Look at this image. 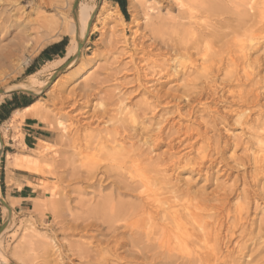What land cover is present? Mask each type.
Instances as JSON below:
<instances>
[{
	"label": "rangeland",
	"instance_id": "1",
	"mask_svg": "<svg viewBox=\"0 0 264 264\" xmlns=\"http://www.w3.org/2000/svg\"><path fill=\"white\" fill-rule=\"evenodd\" d=\"M86 1L96 5L97 13L93 16V24L98 21L97 28L91 29L86 36L81 53L74 63L59 70L53 66L59 57L47 60L40 58V54L47 47L66 39L65 54L69 42L74 38L69 29H64L74 21L75 0H32L31 6L14 0H0V12L5 11L8 18L7 21H0V90L26 84L29 75L47 66L48 70L39 76V80L48 82V85L39 93L35 89L34 95L14 90L6 93L4 100L14 92L20 95L21 102H32L34 106L31 111L42 115L38 119L51 131L49 142L41 141L43 143L39 142L31 149L21 143L22 137L17 129L14 130L16 134L12 146H8L6 139L3 140L5 146L2 144L3 155L0 156L3 164L34 174L37 181L30 185L38 193V198L32 200L31 204L22 206L2 195L5 202L11 205V217L0 204V227L9 220L6 232L0 237V250L10 264H141L134 259V253L127 252L129 248L123 246L125 244L121 238H128V233L124 236L120 233L117 246L106 225L102 224V219L89 214L105 197L113 196L125 205L138 202V192L133 191L130 186L123 187L124 182H129L125 169L127 166L117 164L118 162L110 165L102 163L96 168L94 177L87 179L79 150L84 151L90 141L91 146L94 142L93 150L107 146L109 143L100 142L109 137L107 132L116 128L110 118H127L131 113L139 115L146 103L156 108L151 113L144 112L145 116L142 113L145 124L150 121L153 125L154 133L158 128L157 124L166 129L173 125L174 129L181 130V138L186 129L190 132L195 129L205 132L206 125L202 122L212 126L209 123L210 117L206 116V112H201V105L186 102L181 89L186 80L175 72L178 69L175 63L169 60L165 62L171 71L164 77L158 78L159 76L148 73L150 68L163 63V42L170 40V37L171 40L179 37L176 33L178 31L171 32L173 22L180 19L176 0H137L135 11L128 1L127 19L119 15L117 6L108 0ZM140 3H145V7L140 8ZM101 6H105L107 13H111L109 20L104 18V14H99ZM199 11L195 10L192 22H209L216 29L209 28L216 31V34L212 32L215 34L212 36L221 31L231 33L230 29L233 30L232 26L239 20L236 15L230 17L232 14L229 13L218 18ZM76 12L77 9L75 14ZM208 17L209 20H206ZM260 25L262 26L255 19H246L244 25L248 31L252 29L259 35V40L252 44L253 49L248 51L249 71L255 74L254 81H259L258 90L261 94L258 107L251 109L248 118H251L250 121L243 126L238 125L235 123L237 114H232L226 129L218 125L216 132L208 129L206 136L219 138L222 143L228 144V148L219 155L221 157L213 163L212 169L209 167L210 163H207L203 166V172L197 173V170L194 172L191 168L184 167L183 160L179 166L167 170L165 174L170 184L181 190L209 194L216 185H224L236 191L229 206L233 210L237 205L243 204L246 209L241 216L242 227L235 232L228 250L234 251L236 255L238 248L235 242L249 246L246 252H242V264H264V173L254 175L255 165L251 159L259 148L264 149V140H257L261 135L264 136V32ZM61 26L64 29L61 30ZM232 36L230 34L227 39H232ZM153 41L155 45L149 48V43ZM215 46L218 48L217 44ZM9 53L13 54L10 56ZM57 71L59 73L51 83L50 75ZM228 88L221 90V94L219 92V99H202L201 103L206 107L210 106L212 111L226 113L232 102L228 91L238 89L233 85ZM242 89L248 91L250 86L245 85ZM156 98L161 101L157 103ZM191 105L197 111L193 117L188 116ZM233 105L232 109L239 106ZM13 125L14 123L10 126ZM4 130L1 126V135L5 138ZM140 131L137 130L136 133ZM119 135L116 138L126 149L130 150L134 143L137 147L141 146L138 139H127L126 136L123 141ZM204 141H196L194 136L177 150V156L187 157L188 160L199 157L200 148L206 143ZM108 146L111 147L110 144ZM140 150L143 158L155 161L167 150V144L157 148L149 144ZM234 159H242L243 166L236 164ZM220 160L222 163L219 164ZM112 174H119L122 179L117 183L110 176ZM233 214L229 216L228 225L235 219ZM242 232L245 233V239L241 238ZM246 233H251V238L254 237L252 241L247 238Z\"/></svg>",
	"mask_w": 264,
	"mask_h": 264
},
{
	"label": "bare ground",
	"instance_id": "2",
	"mask_svg": "<svg viewBox=\"0 0 264 264\" xmlns=\"http://www.w3.org/2000/svg\"><path fill=\"white\" fill-rule=\"evenodd\" d=\"M14 1L22 4L27 3L30 6L33 5L32 0ZM128 1L131 9L135 11L137 8V0ZM176 1L180 19L179 21L173 22L171 32L178 31L176 33L179 34V37L176 40H171L170 37V40L168 39L166 42H163L165 53L163 55V63L160 62L163 65L160 64L159 66L156 65V67L150 68L148 73L151 76H159L158 78L164 77V75H168L170 70L168 69L169 67H166L165 62L169 60L175 63L174 65L179 69V71L177 69L175 72H178L181 77H185L186 80V84L184 85V82V87L181 88L183 89L182 93L185 96L186 102L201 105L203 107L201 112H206V116L210 117V122H208L212 126H208L207 122H202L205 123L204 126L206 125L205 132L199 129L191 130L190 132L186 129L182 134L184 137L181 138V130L178 128L174 129L173 125H170L166 129V127L157 124L158 128L156 133H154L153 125L150 121L149 124H145V118L143 117V115L145 116L144 112L148 111L151 113L156 109L155 106L149 103L145 104V109L142 112L143 115L142 113L139 115L131 113L127 118L111 117V122L116 125V128H113V131L107 132V135H109L107 139H104L102 142H100L101 140L99 141L102 144L109 143L111 147L108 144L105 147L102 146L101 148L93 150L95 149L93 146L94 142L92 147L90 140L93 141V139H90V144L85 147L84 151H78L82 155V166L86 174L85 177L92 179L96 168H99L98 166H101L100 164L102 163L110 165L118 162L117 164L125 165L127 166L125 169L129 182H124L123 187L130 186L133 191L138 192L136 195L138 202L125 205L113 196L105 197L102 199L101 204H96L98 207L91 209V213L89 212V214L97 215L102 219V224L106 225L107 230L112 234L111 238L117 242V246L120 242L119 238H117L120 233L123 236L125 233H128V238H125V236V239L123 237L121 238L125 244L123 246H127L129 248L127 252L134 253V259L141 264H157L162 262L170 264H242L240 263L242 252H246L249 246L246 247L242 245L244 243L239 244L235 242L238 248L236 255L234 251L230 252L228 250L235 238V232L242 227L240 223L242 220L241 216L246 209L243 204L237 205L233 210L229 206V201L235 195L236 191L224 185H216L215 189L209 194L191 192L189 189L181 190L179 187L171 185L165 174L167 170L176 167V165L179 166L183 160L184 167L191 168L194 172L197 170V173H202L203 166L207 163H210L209 167L212 169L213 163L215 164L216 160L221 157L219 155L222 151H225L224 149L228 148V144L225 142L222 143L219 138L214 139V137L206 136L208 129L211 128V130L213 129L216 132L217 125L226 129L229 126V119L232 114H237V116L235 115L237 117L235 123L243 126L251 119H248L251 109L258 107L261 99V94L258 90L260 84L259 81H254L256 78L255 74L252 73L253 71H249L251 69L248 63V51L252 48L253 42L259 40V35L255 34L256 32L252 31V29L248 31L249 29H246L244 25H246V19H255L258 25L262 24L260 26L263 27L262 30L264 32V0ZM139 6L140 8H144L145 3H140ZM196 9L198 11L201 10L203 12L199 11L201 14H208L209 17L214 16L219 18L232 14L230 17L236 15L239 20H236V25L232 26L233 30L230 29L231 27H228L231 33H222L221 31L220 33L218 32L219 34L217 33L218 35L212 36L216 34V31H212L214 27L210 26L209 22L206 21L203 24L198 23L200 25L192 22L195 19L193 15ZM147 10L149 11V8ZM96 11L95 4H90L86 0H79L76 14L73 10L74 21L66 25L65 29L61 26V30L64 29L65 31L69 29L74 38L69 42L64 56L55 60L54 67L60 70L74 63L81 53L86 36L89 35L91 29L94 30L97 28L98 21L96 20V24H93V16L97 13ZM99 11V14H104V18L109 20L108 18H110L111 13H107L105 6H101ZM118 13L121 15L119 11ZM209 17L206 20H209ZM7 19L5 11L0 12V21H7ZM210 27H212L211 30L209 29ZM212 32L215 34H212ZM209 34H211L209 36L211 39L208 37ZM230 34L233 36L229 40L227 38ZM149 44L148 47L151 48L155 45V42L153 41ZM216 44L218 48H216ZM47 70L48 67L44 66L41 70L29 75L26 84L9 86L4 90V93L0 94V104L6 97V93L14 90L33 92L35 89L39 93L40 90L48 85V82L39 80V76ZM58 73V71L54 72L50 75V79L54 76L57 77ZM232 85L238 89L236 91L227 90L232 98V102H230V107L227 112L225 111L226 113L220 114L217 110L212 111L210 106L206 107L205 104L201 103L202 99L214 100L215 97H218L221 90L227 89L228 86ZM245 85L250 86L248 91L242 89ZM223 93L225 94V92ZM226 98L228 100V97ZM161 100L158 98L156 102L159 103ZM227 100L226 103L228 102ZM233 104H238V108L232 109ZM33 106L28 107L24 112H30L27 115L40 118L42 115L35 114L31 111ZM242 107L244 109H241ZM195 112L197 114V111L191 105L188 110V116L193 117ZM18 116L19 114L16 113L12 117L9 125L15 123ZM23 117L20 116L21 119ZM137 130L141 131L136 133ZM123 134L126 135L123 136ZM117 135L119 137L121 136L122 138L120 140L123 141L126 140V136L127 139L129 137L138 139V142H141V146L137 147L135 145L136 143H134L130 146V150L126 149L123 143L116 138ZM194 136H196V141L197 139L206 141L204 147L200 146L201 152L198 154L199 157L188 160L187 157L181 158L177 156V153H179L177 150L179 151V148L183 147L184 143L187 140L193 139ZM257 140H264V136L261 135ZM2 144L4 143L2 141V135L0 134V153ZM149 144H153L156 148L162 144H167V150L158 156L155 161H152L150 158L145 159L140 149ZM197 152L199 153L198 150ZM251 159L253 160V165H255L254 175L263 174L264 149L259 148L258 151L253 153ZM221 160L219 164L222 163ZM146 161L149 162L145 163ZM234 161H236V164L243 166L242 159H234ZM122 165L120 166L123 167ZM227 165L225 166L226 168ZM110 176L117 183L118 180L122 179L119 174L117 176L114 174ZM120 184L122 185L121 182ZM0 204L5 212L9 214V217H11V205L7 204L1 197V191ZM231 213H234L235 219L233 223L228 225ZM8 221L0 232V237L6 232ZM88 226L90 227V225ZM241 234V238L245 239V233L242 232ZM250 234L246 233L247 238L252 241L254 237L251 238ZM1 250L0 264H10L3 257Z\"/></svg>",
	"mask_w": 264,
	"mask_h": 264
},
{
	"label": "crops",
	"instance_id": "3",
	"mask_svg": "<svg viewBox=\"0 0 264 264\" xmlns=\"http://www.w3.org/2000/svg\"><path fill=\"white\" fill-rule=\"evenodd\" d=\"M109 2L116 5L120 11L118 4L112 1ZM125 2L127 9L128 0H125ZM32 105V102H21L20 95L14 92L11 93V96L6 99V101L3 100L0 104V128L3 126L5 129V138L2 137V141L6 139L8 141V146H12L14 143L13 137L16 134L14 131L15 129H17V132H20L22 137L21 143L27 149L36 147L41 141H50L51 131L36 116L27 115L30 112H24L25 109ZM16 113L19 114V116L15 120L14 125L10 126L9 123ZM20 116H24L23 119H21ZM1 132L3 133V131H0V134ZM3 143L5 146L4 141ZM2 155L3 153L1 157ZM36 181L34 174H30L18 168L7 167V164H3L0 158L1 197L2 195L7 196L9 200L16 202L18 206L31 204L32 200L38 198L37 191L33 190L31 187ZM17 185H20V187Z\"/></svg>",
	"mask_w": 264,
	"mask_h": 264
},
{
	"label": "trees",
	"instance_id": "4",
	"mask_svg": "<svg viewBox=\"0 0 264 264\" xmlns=\"http://www.w3.org/2000/svg\"><path fill=\"white\" fill-rule=\"evenodd\" d=\"M119 5L120 11L125 19H127V11H126V2L125 0H109ZM67 45L66 39H63L61 42L57 44H53L46 49H44L41 54L40 58L49 59L51 57H63L65 47Z\"/></svg>",
	"mask_w": 264,
	"mask_h": 264
},
{
	"label": "water",
	"instance_id": "5",
	"mask_svg": "<svg viewBox=\"0 0 264 264\" xmlns=\"http://www.w3.org/2000/svg\"><path fill=\"white\" fill-rule=\"evenodd\" d=\"M78 5H79V0H75V2H74V4H73V10H74V11L77 9ZM79 48H80V46H79ZM55 77H56V76H54V77L51 79V83L55 80ZM18 92L25 93V94H27V95H34L33 92H29V91L18 90ZM2 93H4V90H0V94H2ZM0 156H1V153H0ZM1 204L4 205V203H2V202H1ZM4 227H5V224H3V225L0 227V232L3 230Z\"/></svg>",
	"mask_w": 264,
	"mask_h": 264
}]
</instances>
